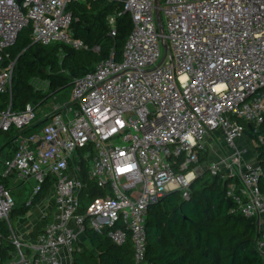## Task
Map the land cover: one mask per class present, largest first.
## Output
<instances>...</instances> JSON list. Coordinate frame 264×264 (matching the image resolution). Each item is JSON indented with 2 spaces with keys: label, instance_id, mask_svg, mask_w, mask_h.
<instances>
[{
  "label": "built area",
  "instance_id": "obj_1",
  "mask_svg": "<svg viewBox=\"0 0 264 264\" xmlns=\"http://www.w3.org/2000/svg\"><path fill=\"white\" fill-rule=\"evenodd\" d=\"M93 1L0 0V96L10 98L0 109V134L13 133L15 146L12 157L0 156V179L32 182L27 207L51 182L55 207L35 243L12 237L17 253L10 264H63L62 251L71 253L85 229L107 231L116 246L131 241L136 263L143 264L150 207L172 192L190 198L199 177L193 167L208 152L207 138L219 131L223 145L234 152L208 171L239 181L229 184L227 193L256 221L257 248L264 257L262 169L245 163L244 151L236 148L245 125L264 123V0H162L163 33L155 0H121L122 13L133 22L122 60L111 54L95 71L74 79L70 104L24 135L39 120V109L12 108L16 61L7 50L30 29L35 44L88 51L73 36L69 5ZM115 24L116 16L109 17L112 37ZM30 86L45 94L51 83L34 78ZM83 163L105 196L83 202L88 189ZM14 208L11 190L0 182V223L9 222Z\"/></svg>",
  "mask_w": 264,
  "mask_h": 264
},
{
  "label": "trees",
  "instance_id": "obj_2",
  "mask_svg": "<svg viewBox=\"0 0 264 264\" xmlns=\"http://www.w3.org/2000/svg\"><path fill=\"white\" fill-rule=\"evenodd\" d=\"M69 11L73 14V36L83 41L89 50L76 51L63 44H35L30 29L23 31L16 44L7 50L9 57L16 61L13 109H26L29 103L35 109L43 106L58 93L72 88L74 79L95 71L96 65L111 54L116 61L122 60L133 22L129 14L122 13L121 0L73 2ZM112 16H116L114 37L109 25V17ZM95 48H99V52H95ZM34 78L48 79L51 83L49 92L42 94L33 90L29 83ZM8 104L9 96H0V109H5ZM47 122L35 121L22 133H33ZM245 132L257 144L262 169L260 189L264 194V143H259L260 136L264 140V123L258 128L245 125ZM5 135L7 144L4 149L12 146L13 133ZM4 149H0V156ZM84 171L88 189L84 191L83 202L105 196V191L88 178L85 166ZM209 173L204 170L194 180L188 200L183 199L181 192H172L150 207L146 222L148 247L143 264H264V257L257 248L260 238L256 221L245 217L234 198L227 193L228 185H239V181L223 180ZM208 174L211 180H207ZM26 212L24 204L18 202L11 218L18 214L23 216ZM42 229V225L37 226L33 238ZM86 231L95 252L79 244L81 249L73 253L72 264H138L131 241L116 246L107 231L102 234L90 229ZM0 233L4 244L9 234L4 222L0 223ZM7 247L14 250L13 245L6 244L1 249L3 260H6Z\"/></svg>",
  "mask_w": 264,
  "mask_h": 264
},
{
  "label": "crops",
  "instance_id": "obj_3",
  "mask_svg": "<svg viewBox=\"0 0 264 264\" xmlns=\"http://www.w3.org/2000/svg\"><path fill=\"white\" fill-rule=\"evenodd\" d=\"M12 99H13V97H12ZM9 100H10V98H9ZM29 104H31V103H29ZM43 106H41V107H43ZM65 106L66 105L61 106L60 104L56 105L55 103H53V105H50V106L47 105L46 108H41V107L37 108V109H52V111L50 113H45L44 116L42 115L44 118L42 116L39 117L38 121L41 122L43 120L48 119L47 117H49L53 111H55L59 107H62V109H64ZM12 108H13V104H12ZM18 111H21V110H18ZM215 137L220 138V139H217L219 144L215 145ZM221 140H222V131L215 133L214 137H208L207 138L206 145L208 147V152L202 158V161L204 160V162H201V164L199 165V168H201V170L203 169V173H204V170L207 171L212 164L220 163L222 160H224L226 157H228L229 154L234 152L233 150L227 149V147H225V145H223ZM6 144L7 143H6V139H5V142L0 147V149L1 150L4 149ZM11 145H12L11 147H6L3 150V152H2L3 158H9V157L13 156L14 151H15V146L13 144H11ZM236 145H237L236 148L240 149V151L241 150L244 151L243 158L246 155H251V156L255 155L256 156V158H257L256 161H253V162L250 161L247 164H252V165L258 164L257 146L248 135L245 134L244 137H242L240 140H238L236 142ZM193 171L196 172L195 169ZM197 173H199V176H201V171H199ZM9 180H12V179H9ZM9 180H4L3 183L12 192L13 190L8 184ZM16 184L22 185V187H27V189H28L27 193L28 194H27L26 200L21 201V198L19 200L17 197H14L13 192H12L13 198L15 200V208H16L18 202L23 203L24 207L27 209V212L23 216L18 214L14 218H13V216L11 218V215H12V213H11L9 222L5 223L8 231H9V234L7 236L8 237L7 240L9 242L4 241V244H2L3 241L1 242V245H0V264H10L16 258L17 249H16L15 244L12 242L13 236L17 237L20 242H22L26 245H29L31 243H35L38 236L42 233V232H40V234L36 238H33V233H34L35 228L39 225H42L43 229H44L46 222L47 223L50 222L53 215L55 214V207L53 206V200L51 199L52 198V192L51 191L53 189L51 183H47V185L45 186V189H44V193L41 196V199L36 201L32 207L26 206V202L28 201V199H30V196L32 194V182L30 184H28L29 186H27L26 184H20V183L15 182L14 185H16ZM23 185H25V186H23ZM71 226H72V228H74V223H71ZM43 229H42V231H43ZM86 230L87 229H85L84 231L79 233L78 238L76 239V241L73 244L74 249L71 253H69V251H67L65 249L62 251L61 255H62L63 264H72L73 263V253L75 252V250L81 249L79 247V244H82L83 246H85L90 251L95 252V250L92 247L91 241L88 239V237L86 235V233H87ZM6 244L13 245L14 250H12V249L8 250V247H7L6 251L7 250L8 251L6 254V258H5L6 260H3V256L1 255V249L5 248ZM30 253L31 252L28 251V254H30Z\"/></svg>",
  "mask_w": 264,
  "mask_h": 264
},
{
  "label": "rangeland",
  "instance_id": "obj_4",
  "mask_svg": "<svg viewBox=\"0 0 264 264\" xmlns=\"http://www.w3.org/2000/svg\"><path fill=\"white\" fill-rule=\"evenodd\" d=\"M71 92H72V88H68V89H66V90H63L62 92H60V93H58L57 95H56V97H54V98H51L49 101H48V103L47 104H45L43 107H41V108H46L47 107V105H53V103H55L56 105L57 104H60L61 106H64V105H68V104H70V102H71ZM52 111V109H39L38 110V117H41L42 115L44 116L45 115V113H50ZM44 112V113H43ZM5 139H6V135H4V134H1L0 135V147L4 144V142H5ZM246 155V154H245ZM256 156L255 155H253V156H251V155H246L245 157H244V160H245V162L246 163H248V162H250V161H256ZM201 162H204V160L203 161H201ZM201 162L199 163V164H197V165H195L194 167H193V170L195 169L196 170V174H198L197 172H199V171H201V175L203 174V169L201 170V168H199V165L201 164ZM206 171V170H205ZM206 173V172H205ZM210 174V173H209ZM207 175V180H211L212 178L210 177V175ZM14 183H15V181H14V179H12V180H9V186L12 188V192H13V195H14V197H17L19 200H20V198H21V201H25L26 200V198H27V187H22V185H14ZM27 186H29L28 184H26ZM23 186H25V185H23Z\"/></svg>",
  "mask_w": 264,
  "mask_h": 264
},
{
  "label": "water",
  "instance_id": "obj_5",
  "mask_svg": "<svg viewBox=\"0 0 264 264\" xmlns=\"http://www.w3.org/2000/svg\"><path fill=\"white\" fill-rule=\"evenodd\" d=\"M161 2H162V0H155V17H156L159 32L163 33L164 28H163V21H162L161 12H160ZM163 48L165 51H168V49H169V47L165 41H163ZM161 64H162V62H161ZM45 121H49V118L46 119Z\"/></svg>",
  "mask_w": 264,
  "mask_h": 264
},
{
  "label": "clouds",
  "instance_id": "obj_6",
  "mask_svg": "<svg viewBox=\"0 0 264 264\" xmlns=\"http://www.w3.org/2000/svg\"><path fill=\"white\" fill-rule=\"evenodd\" d=\"M246 134V133H245ZM253 142L256 144V142L253 140ZM256 146H257V144H256ZM258 164H259V160H258ZM260 165V164H259Z\"/></svg>",
  "mask_w": 264,
  "mask_h": 264
}]
</instances>
